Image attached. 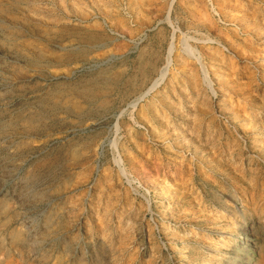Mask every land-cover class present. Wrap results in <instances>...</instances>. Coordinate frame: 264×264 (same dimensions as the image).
I'll return each mask as SVG.
<instances>
[{
    "label": "rangeland",
    "instance_id": "1",
    "mask_svg": "<svg viewBox=\"0 0 264 264\" xmlns=\"http://www.w3.org/2000/svg\"><path fill=\"white\" fill-rule=\"evenodd\" d=\"M0 264H264V0H0Z\"/></svg>",
    "mask_w": 264,
    "mask_h": 264
},
{
    "label": "water",
    "instance_id": "2",
    "mask_svg": "<svg viewBox=\"0 0 264 264\" xmlns=\"http://www.w3.org/2000/svg\"><path fill=\"white\" fill-rule=\"evenodd\" d=\"M170 11V10H169ZM166 19L168 20L169 19V13L166 17ZM171 52V48L169 49V54ZM170 65V60L168 61V63L166 64V68H165V72L164 73H167V70H168V67ZM166 75V74H165ZM152 90V88L148 89V91H146L134 104L136 105L140 100H142L150 91ZM134 104H132V106H134Z\"/></svg>",
    "mask_w": 264,
    "mask_h": 264
},
{
    "label": "bare ground",
    "instance_id": "3",
    "mask_svg": "<svg viewBox=\"0 0 264 264\" xmlns=\"http://www.w3.org/2000/svg\"><path fill=\"white\" fill-rule=\"evenodd\" d=\"M165 68H166V66H165ZM164 72H165V69H164ZM164 74H166V73H164ZM165 76V75H164ZM135 103V102H134ZM133 103V104H134ZM135 105V104H134ZM252 228H254L253 226H251L248 230H246V233L248 234V233H251V231H252Z\"/></svg>",
    "mask_w": 264,
    "mask_h": 264
}]
</instances>
